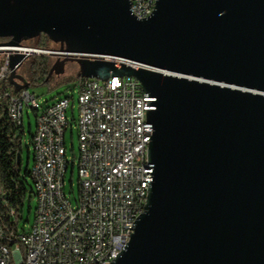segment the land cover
<instances>
[{
    "label": "water",
    "instance_id": "obj_1",
    "mask_svg": "<svg viewBox=\"0 0 264 264\" xmlns=\"http://www.w3.org/2000/svg\"><path fill=\"white\" fill-rule=\"evenodd\" d=\"M0 0L7 45L46 35L84 79L155 100L144 212L112 264H264V0ZM24 56L11 58L12 72Z\"/></svg>",
    "mask_w": 264,
    "mask_h": 264
},
{
    "label": "built area",
    "instance_id": "obj_2",
    "mask_svg": "<svg viewBox=\"0 0 264 264\" xmlns=\"http://www.w3.org/2000/svg\"><path fill=\"white\" fill-rule=\"evenodd\" d=\"M129 2L138 19L152 15L151 0ZM30 49L0 44V80L12 72L11 58L24 56L21 65ZM130 80H135V87L118 83V76L106 82L84 79L77 87L78 117L69 97L42 108L29 90L5 93L10 100L8 116L21 131L25 110L35 113L30 174L37 208L34 224L22 228L23 212L0 195V264H80L82 254H91L92 264H106L125 249L124 237L134 233L148 195L145 176L151 166L145 150L153 126L147 113L155 100L142 96L135 77ZM72 123L80 143L75 205L65 193L69 168L65 137Z\"/></svg>",
    "mask_w": 264,
    "mask_h": 264
},
{
    "label": "trees",
    "instance_id": "obj_3",
    "mask_svg": "<svg viewBox=\"0 0 264 264\" xmlns=\"http://www.w3.org/2000/svg\"><path fill=\"white\" fill-rule=\"evenodd\" d=\"M9 38H0V44L9 42ZM22 45L42 51H67L66 44L51 41L46 35L32 40H24ZM66 59L52 58L48 55H30L18 69L0 80V195L21 214L27 197L34 196L33 186L30 188L31 174L26 170L22 175V135L21 127H17L8 116L9 98L6 92L18 95L24 90L36 86L47 85L49 88L67 84L68 88H77L84 80L77 68L68 64ZM74 65V64H73ZM30 91V90H29ZM31 138L33 133L31 132ZM16 151L20 156L16 158ZM21 169L18 171L17 167Z\"/></svg>",
    "mask_w": 264,
    "mask_h": 264
},
{
    "label": "rangeland",
    "instance_id": "obj_4",
    "mask_svg": "<svg viewBox=\"0 0 264 264\" xmlns=\"http://www.w3.org/2000/svg\"><path fill=\"white\" fill-rule=\"evenodd\" d=\"M34 49L32 47H28ZM68 64L81 69V64L76 60H67ZM74 64V65H73ZM30 92L35 96L39 105L44 108L51 105L57 99L63 97L71 98L72 102H75L74 110L76 112V117H78V91L77 88L70 89L67 84L58 85L56 87L49 88L47 85L36 86L29 89ZM72 106L69 109V115L71 116ZM29 115V118H28ZM73 129L69 128L66 132L65 142L67 149V159L69 161V168L66 173L65 179V193L72 200L74 205L76 204V199L79 197V172H78V159H79V132L75 124H73ZM36 129V117L32 109L27 108L24 113V134L22 135V175H25L26 170H31L33 167V153L31 149V132L33 133ZM30 188L33 186L31 179ZM37 202L32 196L29 200L27 197L25 201V206L23 209V219L20 221V226L22 228H30L35 221Z\"/></svg>",
    "mask_w": 264,
    "mask_h": 264
},
{
    "label": "bare ground",
    "instance_id": "obj_5",
    "mask_svg": "<svg viewBox=\"0 0 264 264\" xmlns=\"http://www.w3.org/2000/svg\"><path fill=\"white\" fill-rule=\"evenodd\" d=\"M156 1L157 0H151L150 14H152L155 10ZM118 83L127 84V87H135V80H130V77L127 76H123V77L118 76ZM141 94L142 96H149V94L144 92L142 87H141ZM154 109L155 107H152V110ZM145 161H148V164H150L151 166V169L148 170V173H146L145 176V183L148 184V190H149L150 184L153 181L154 166L148 160V149L145 150ZM130 238L131 237H124V248L127 246V243L129 242ZM117 257L118 256H110L109 262H107L106 264H112ZM80 264H92V255L82 254V263Z\"/></svg>",
    "mask_w": 264,
    "mask_h": 264
}]
</instances>
